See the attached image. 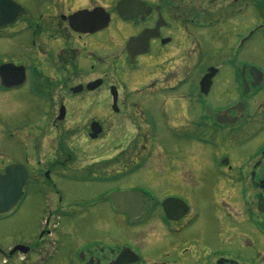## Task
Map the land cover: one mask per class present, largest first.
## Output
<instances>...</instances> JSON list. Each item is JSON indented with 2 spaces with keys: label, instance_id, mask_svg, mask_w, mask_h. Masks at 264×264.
Segmentation results:
<instances>
[{
  "label": "flooded vegetation",
  "instance_id": "flooded-vegetation-1",
  "mask_svg": "<svg viewBox=\"0 0 264 264\" xmlns=\"http://www.w3.org/2000/svg\"><path fill=\"white\" fill-rule=\"evenodd\" d=\"M14 1L0 68L24 81L0 75V108L23 92L41 117L33 155L0 149L27 172L2 262L264 264V0ZM96 9L106 26L70 25Z\"/></svg>",
  "mask_w": 264,
  "mask_h": 264
},
{
  "label": "rangeland",
  "instance_id": "rangeland-1",
  "mask_svg": "<svg viewBox=\"0 0 264 264\" xmlns=\"http://www.w3.org/2000/svg\"><path fill=\"white\" fill-rule=\"evenodd\" d=\"M17 38V37H16ZM16 45V46H15ZM8 49L15 48V51H17V43L16 41H13V38L9 39V42L7 43ZM10 47V48H9ZM34 50H30V46L24 47V54L25 56L31 55ZM30 58V57H28ZM12 94V93H11ZM8 94L6 97L7 101H10L7 103L5 109L6 112L4 114V109L1 110L0 114V149L6 150L8 153L13 154H28L33 155V150L31 148L32 144H35L37 134L34 131L35 125H37L38 120H40L41 117V110L38 109V103L31 97L25 95L23 92H17L13 95ZM85 94V93H84ZM86 95V94H85ZM13 99V101H11ZM5 100L2 99V104L4 105ZM6 101V102H7ZM0 102V105H1ZM2 119L5 120V123L2 122ZM35 133V134H34ZM37 135V136H36ZM58 130L55 131V133L43 136V142L44 144H51L54 142V139L58 137ZM4 152V151H3ZM3 152L0 150V154H3ZM156 153L154 152L153 157L151 158V163H148V165H159L156 164ZM159 171V168L157 170ZM184 175H189L188 179H186V182H193L194 177L192 178V174L186 170L183 172ZM144 184H149L151 181H145L143 180ZM152 187V186H151ZM84 187L77 188L79 189L78 192H82L81 189ZM75 196V195H74ZM83 195L79 196L78 198H81ZM104 215L106 218H111V214L108 213L106 210H104ZM19 218L14 219L8 224L0 225V237L2 239L3 235L7 237V241L0 242V264H4L2 262L3 258V251L6 250V247L10 245V242L13 239H17V235L20 232L21 228L19 227ZM14 240V241H15ZM17 255H15V264H41L40 258L31 257L30 260L25 262H20L17 260ZM11 260V261H13Z\"/></svg>",
  "mask_w": 264,
  "mask_h": 264
},
{
  "label": "water",
  "instance_id": "water-1",
  "mask_svg": "<svg viewBox=\"0 0 264 264\" xmlns=\"http://www.w3.org/2000/svg\"><path fill=\"white\" fill-rule=\"evenodd\" d=\"M25 12V9L14 0H0V27L15 23ZM109 16L102 9L93 11L80 10L69 18L70 25L78 31L91 32L102 28L108 23ZM23 68L11 63L1 66L2 83L6 86H18L23 83ZM211 73L201 79V89L208 86ZM206 82V83H205ZM97 84V83H96ZM88 88H91L88 86ZM27 172L21 164H12L0 174V213L12 208L20 198L22 187L26 183ZM16 247L14 250H16Z\"/></svg>",
  "mask_w": 264,
  "mask_h": 264
}]
</instances>
